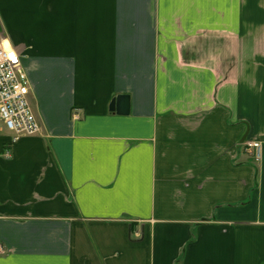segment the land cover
<instances>
[{"label":"crops","instance_id":"crops-1","mask_svg":"<svg viewBox=\"0 0 264 264\" xmlns=\"http://www.w3.org/2000/svg\"><path fill=\"white\" fill-rule=\"evenodd\" d=\"M0 25L42 124L0 128V264H264V0H0Z\"/></svg>","mask_w":264,"mask_h":264},{"label":"built area","instance_id":"built-area-1","mask_svg":"<svg viewBox=\"0 0 264 264\" xmlns=\"http://www.w3.org/2000/svg\"><path fill=\"white\" fill-rule=\"evenodd\" d=\"M30 91V80L23 66L20 50L0 34V128L12 132L13 142L22 135L37 134L42 130V124L32 105ZM244 147L255 161L261 160V141L247 140ZM7 155H10L9 151ZM6 252L5 246L0 242V255Z\"/></svg>","mask_w":264,"mask_h":264},{"label":"water","instance_id":"water-1","mask_svg":"<svg viewBox=\"0 0 264 264\" xmlns=\"http://www.w3.org/2000/svg\"><path fill=\"white\" fill-rule=\"evenodd\" d=\"M2 27L0 25V31ZM110 110L116 111L120 114H127L129 112V95L121 94L118 95L111 101ZM246 136L243 138L245 140Z\"/></svg>","mask_w":264,"mask_h":264},{"label":"snow or ice","instance_id":"snow-or-ice-1","mask_svg":"<svg viewBox=\"0 0 264 264\" xmlns=\"http://www.w3.org/2000/svg\"><path fill=\"white\" fill-rule=\"evenodd\" d=\"M12 58L15 59V56H13Z\"/></svg>","mask_w":264,"mask_h":264}]
</instances>
